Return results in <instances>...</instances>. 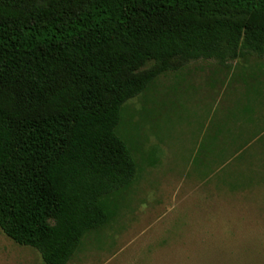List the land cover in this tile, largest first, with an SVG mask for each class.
Returning a JSON list of instances; mask_svg holds the SVG:
<instances>
[{
  "label": "trees",
  "instance_id": "16d2710c",
  "mask_svg": "<svg viewBox=\"0 0 264 264\" xmlns=\"http://www.w3.org/2000/svg\"><path fill=\"white\" fill-rule=\"evenodd\" d=\"M252 54L264 0H0L2 231L68 264L137 177L126 104L192 61Z\"/></svg>",
  "mask_w": 264,
  "mask_h": 264
},
{
  "label": "rangeland",
  "instance_id": "374dc122",
  "mask_svg": "<svg viewBox=\"0 0 264 264\" xmlns=\"http://www.w3.org/2000/svg\"><path fill=\"white\" fill-rule=\"evenodd\" d=\"M124 112L137 177L68 264H264V56L192 61ZM0 264L46 263L0 228Z\"/></svg>",
  "mask_w": 264,
  "mask_h": 264
}]
</instances>
